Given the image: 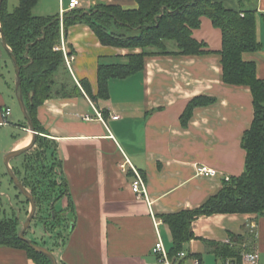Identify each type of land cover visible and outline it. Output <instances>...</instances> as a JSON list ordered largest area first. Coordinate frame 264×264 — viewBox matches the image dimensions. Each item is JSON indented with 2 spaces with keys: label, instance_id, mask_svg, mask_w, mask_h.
<instances>
[{
  "label": "crops",
  "instance_id": "0c3cea01",
  "mask_svg": "<svg viewBox=\"0 0 264 264\" xmlns=\"http://www.w3.org/2000/svg\"><path fill=\"white\" fill-rule=\"evenodd\" d=\"M92 1L95 5L121 2ZM216 1L241 10L238 0ZM244 10L257 12V34L262 44L261 51L247 53L244 59L255 62L258 77L264 79V0H247ZM193 37L207 44L210 51L222 49V32L206 17ZM64 40L73 51L70 73L74 81L80 86V81L88 80L95 95L101 62L126 63L127 55L140 52L103 46L86 25L71 27ZM2 49L12 62L0 32V193L5 195L1 183L8 173L3 160L9 152L28 146L32 133L21 127L26 119L14 104L18 103L16 74L14 81L6 80L4 68L8 66ZM109 87L108 100L93 102L86 94L58 96L38 110V120L54 142L61 163L57 179L68 185V194L59 202L61 210L72 204L73 211L68 212L71 234L55 256L63 264H157L153 248L158 236L153 217L160 221L164 245L172 246L170 228L160 216L199 208L220 192L227 178L243 174L246 151L242 143L254 119L253 96L248 87L223 82L221 57L216 53L149 57L144 71L111 80ZM201 95L215 97L217 102L195 109L184 128L181 116L188 103ZM7 108L11 109L9 116L5 115ZM128 162L145 176L148 200L133 193L134 174ZM202 167L216 174H200ZM193 231L200 239L188 243L185 252L203 264L207 255L215 256L217 264L223 261L208 242L230 245L240 251V256L247 251L258 252L264 263V216H203L193 223ZM230 235L242 241H232ZM0 264L35 262L24 250L0 246Z\"/></svg>",
  "mask_w": 264,
  "mask_h": 264
},
{
  "label": "trees",
  "instance_id": "16d2710c",
  "mask_svg": "<svg viewBox=\"0 0 264 264\" xmlns=\"http://www.w3.org/2000/svg\"><path fill=\"white\" fill-rule=\"evenodd\" d=\"M39 1L19 0V5L10 12L9 0H3L0 23L11 54L20 67L21 91L34 128L39 134L34 147L12 160L11 165L37 202V213L33 221L37 220L43 225L45 233L52 239L51 252L55 254V251L66 246L72 229V218L68 212L72 214L73 211L72 204L64 211L55 210V203L68 194V185L65 180L59 182L57 179V169L61 168V163L56 158L54 142L38 120L39 108L47 100L58 96L71 98L86 94L93 102L108 100L110 81L126 79L144 71L145 61L149 57L219 54L223 82L248 87L254 105L252 125L243 136L242 145L246 151L243 174L225 180L220 192L199 208L160 216L171 231L170 256H177L185 251L186 245L192 240L200 239L193 231V223L203 216H264V79L258 77L257 64L244 59L247 53L261 51L262 44L257 34V12L244 10L247 0H238L241 10L227 8L223 2L216 0H134L137 4L135 9L102 3L88 9L67 12L63 21L60 14L54 17L35 16L33 9ZM203 17L210 19L213 26L222 32V49L219 52L208 50L207 44L193 37V32L201 27ZM261 18L264 21V13ZM76 25L88 26L103 46L140 50L139 53L127 55L126 63L99 64L96 95L88 80L80 81V86L74 81L63 52L55 49L61 44L62 36H67L69 29ZM173 46L176 50H171ZM70 53L72 55L73 51ZM216 102L215 97L206 95L193 98L181 116V125L187 128L195 109ZM21 127L29 129L26 121ZM17 191V198L24 199L21 208L15 209L11 218H1L0 211V246L26 251L35 264H53L49 258L19 239L23 224L21 215L24 214L27 219L30 203ZM230 238L235 242L242 241L234 235H230ZM33 242L40 245L36 239ZM208 243L214 247L217 258L225 260L241 257L240 251L230 245Z\"/></svg>",
  "mask_w": 264,
  "mask_h": 264
},
{
  "label": "built area",
  "instance_id": "2783aa9c",
  "mask_svg": "<svg viewBox=\"0 0 264 264\" xmlns=\"http://www.w3.org/2000/svg\"><path fill=\"white\" fill-rule=\"evenodd\" d=\"M59 1H60V6H61V10H60L61 21H63V17L67 12H70L75 9H80V8H91L95 5L93 4L94 2L92 0H87L88 2H86V0H68L67 6L65 7V0H59ZM61 43H62L61 46H58L55 49L57 51L63 52L65 56L66 64L71 70V64L74 60V56L73 54L71 55L69 48L66 46L63 36H62ZM5 115L6 116L11 115L10 108H7L5 110ZM99 118L102 119L101 116H99ZM113 119L118 120L119 117L113 116ZM85 120L89 121V120H92V118L85 117ZM128 164L130 163L128 162ZM121 168L124 171H126L127 169L126 165H122ZM130 168L134 174V178L132 182L133 193L139 199L148 200L149 196L147 193V184H146L145 179L143 178L141 173L138 172L131 164H130ZM198 172L200 174L207 175V176H214L216 174L215 171L208 170L205 167L199 168ZM229 179L230 178H227L226 181H228ZM153 219H154V224H155L156 232L158 236L157 242L153 248V254L156 256L157 264H203L200 258L196 256L188 255V253L185 251L179 253L177 256L171 257L169 250L166 248V246L163 243V240L161 238V235L158 229L160 225V221L156 219L155 217H153ZM221 264H264V263H262L258 252L247 251L241 255L240 259H237L234 257L227 258L223 260Z\"/></svg>",
  "mask_w": 264,
  "mask_h": 264
},
{
  "label": "rangeland",
  "instance_id": "374dc122",
  "mask_svg": "<svg viewBox=\"0 0 264 264\" xmlns=\"http://www.w3.org/2000/svg\"><path fill=\"white\" fill-rule=\"evenodd\" d=\"M86 2H88V1L86 0ZM131 2H132V0H121V2L120 3L118 2V3L122 4L125 9H135L137 7V4L136 3L131 4ZM67 3H68V0H65V7L67 6ZM98 4H100V3H97L96 5H98ZM18 5H19V0H9L8 10L10 12H13ZM228 5H230V4L228 3ZM60 10H61V6H60L59 0H40L38 2V4L34 7L33 14L35 16H38V17H54V16H58L60 14ZM262 25L264 26V21H263ZM63 38H64V36H63ZM61 42H62V40H61ZM61 44L59 46H61ZM172 44L176 45L175 43H172ZM2 53H3L4 58H6L5 60H7V66H8V67L5 66V68H4L5 69L4 74L6 76V80L8 82L10 80L14 81L15 80V72H14L12 62L10 61L8 54L4 50L2 51ZM68 69H69V67H68ZM14 104H15V108L17 110H20V106L18 105L17 101H14ZM20 112H21V110H20ZM3 162H4V160H3ZM20 162H21V160H20ZM1 184H2L1 191H5L4 192L5 195H1V193H0L1 218H3V217L11 218V217H13L15 209H17L19 207L21 208V202L24 201V199L23 198H17L18 191L13 186V184L10 181L9 175H6V173L4 174V179H3ZM60 200H58L55 203V210H57V211H61ZM29 212H30V207H29ZM46 216H48V212H46ZM21 219L23 220V222L26 221V217L24 216V214L21 215ZM29 229L30 230L27 234L28 239H30V238H31L30 240L36 239V241L41 246L44 245L48 249L52 248V244H51L52 239L50 238V236L47 235V233H45L44 226L39 224L37 222V220L32 222L31 228H29ZM35 235H36V238H35ZM167 243H169V242H167ZM167 248H169L168 250L170 251L171 246L169 244H167ZM56 253L58 254V251H55V254ZM207 257L208 258L205 259V264H217L215 256L207 255Z\"/></svg>",
  "mask_w": 264,
  "mask_h": 264
},
{
  "label": "water",
  "instance_id": "95a60500",
  "mask_svg": "<svg viewBox=\"0 0 264 264\" xmlns=\"http://www.w3.org/2000/svg\"><path fill=\"white\" fill-rule=\"evenodd\" d=\"M2 2H3V0H0V8L2 5ZM0 32H1V36H2L3 46L11 55V59H12V62L14 64V69H15V74H16L15 90H16V96H17L18 104H19L20 109H21V111H22V113H23V115H24V117L28 123L29 130L32 133V141L28 146L21 148L19 150L9 152L4 158V164L7 168V173L9 175L10 179L13 181L15 187L29 201L30 207H31L29 216L27 217L26 221L22 224V229L19 233V239L27 242L31 246V248L33 250H35L36 252H38V253L46 256L47 258H49L53 264H59L57 257L55 256V254L53 252H51L45 246L38 245V244L34 243L33 240H30L26 237V233L29 230V228L31 227V224H32V222L36 216V213H37V202H36L34 196L31 194V192L23 185V183L20 181V179L16 176L12 167L10 166V163L12 160H14V159L22 156L23 154L27 153L28 151H30L34 147V145L36 143L37 136L39 134L34 128L33 121L31 119V117L29 116V113H28V110H27V107L25 104V100H24V97H23V94L21 91L22 81H21L20 67L17 63L16 58L11 54V50L7 45V41H6L4 32H3L1 27H0Z\"/></svg>",
  "mask_w": 264,
  "mask_h": 264
}]
</instances>
